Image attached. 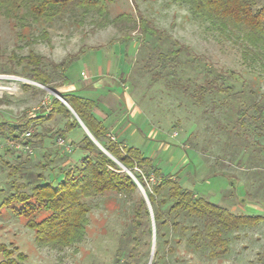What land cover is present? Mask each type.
<instances>
[{"label": "rangeland", "instance_id": "rangeland-1", "mask_svg": "<svg viewBox=\"0 0 264 264\" xmlns=\"http://www.w3.org/2000/svg\"><path fill=\"white\" fill-rule=\"evenodd\" d=\"M105 2L106 20L96 13L84 14L80 10L52 21L34 20L29 15L23 17L24 10L7 13L0 8V122L15 120L25 114L36 116L38 111L50 109L48 88L27 79L22 72V59L31 52L43 58L42 67L52 84L57 86L55 91L67 88L71 80L79 82L82 76L87 77L85 70L96 67L106 73L111 67L119 70L122 78L121 89L117 92L121 105L115 106L114 111L119 119H125L132 128L138 129L133 132L131 128L122 133L124 126L117 128L114 134L120 140L138 147L152 157L163 172L177 173L183 186L230 212L264 215V126H254L264 121V116L240 127L234 122L228 106L220 104L223 95L207 94L203 102L189 96L192 89H197L205 80L203 67H209L214 72L231 70L248 81L254 79L259 89L257 97L264 102V67L260 61L251 56L244 59L245 42L220 34L207 20L174 0ZM136 10L158 31L163 30L188 46L190 53L200 59L178 81L165 79L162 73L158 76L160 68L156 66L155 43L141 40L138 30L129 31L132 40L128 46L121 42L123 35L110 19L121 12L136 16ZM73 55L79 57L69 64L66 70L68 82L61 85L63 75L52 64ZM227 80L239 83L232 78L226 79L228 83ZM22 83L30 86L25 88ZM184 86L188 88L187 92L183 91ZM238 88L236 84L234 89ZM122 96L125 105H122ZM67 119L62 113H56L39 125L38 129L46 127L45 152L37 147L29 152L11 146V141L0 136V199L4 191H8L5 160L13 164L28 159L22 171L23 181L42 171L39 161L51 159L49 157L54 159L56 152L57 156L64 154L79 161L81 152L74 143L85 131L82 126L63 138L71 147L69 151L57 143L61 137L55 130L64 128ZM142 119L144 123L140 122ZM232 127L233 131L229 132ZM114 161L121 171L134 177L128 168ZM56 163L50 161L49 165L55 167ZM57 169L55 167L52 174L46 168L44 177L54 179ZM134 171L142 174L137 167ZM133 180L138 192L131 199L114 191L85 199L90 207L86 230L80 240L69 246L39 245L34 230L25 224V218L4 209L0 213V244L14 250L13 257L19 264H147L156 248L155 223L144 189L136 179ZM140 195L145 199L149 215L144 217V231L138 232L140 243L134 247L135 232L131 220ZM227 237L228 250L224 254L211 257L207 248L193 249L183 238L176 246V252L165 255V260L167 264H259L257 253L264 250V220L256 226L231 231ZM117 248L122 250L119 262L114 261ZM20 252L25 256L23 260L16 256ZM1 260L4 258L0 254Z\"/></svg>", "mask_w": 264, "mask_h": 264}, {"label": "trees", "instance_id": "trees-1", "mask_svg": "<svg viewBox=\"0 0 264 264\" xmlns=\"http://www.w3.org/2000/svg\"><path fill=\"white\" fill-rule=\"evenodd\" d=\"M174 1L186 5L194 15L207 20L220 34L235 37L241 40V43L245 42L243 58L251 56L254 60L258 59L264 67V0ZM0 8L5 9L7 13L24 10L23 17L29 15L34 20L52 21L58 16L77 10L84 14L96 13L104 20L107 19L105 0H0ZM112 18L110 22L121 31L123 35L121 42L125 46L132 40L129 33L132 30L139 31L141 40L146 42L152 40L155 43L153 45L156 51L155 61L156 66L160 68L158 76L162 73L165 79L178 81L181 75L193 69L194 62L200 60L190 53L188 46L172 38L165 31H158L138 10L136 16L121 12ZM78 57L69 56L61 63L52 64V67L60 70L63 75L61 85L68 82L66 70ZM42 59L32 52L24 56L22 72L27 79L54 90L57 86L52 84L49 74L43 69ZM201 71L204 72L205 80L197 89H192L190 98L203 102L207 94L223 95L220 104L228 106L229 113L235 118L234 122L240 127L246 122L259 121L264 116V102L257 97L259 89L254 79L248 81L231 70L225 74L203 67ZM227 78L237 80L239 83L230 80H227L229 81L227 83ZM236 84L239 86L238 89H234ZM22 86L26 88L30 84L22 83ZM183 91L187 92L188 88L184 86ZM59 95L109 155L83 132L78 141V148L83 151L79 161L64 165L67 157L57 156L56 152L58 158L39 161L42 171L35 172L29 180L23 181L22 172L27 158L13 164L4 161L8 166L9 179L6 183L8 191H4L0 199V213L4 209L25 218V224L34 230L35 241L39 245L65 247L73 244L75 240H80L86 230L90 211L85 201L87 197L114 191L131 199L138 192L135 181L128 173L121 171L114 160L133 173L144 189L151 207L155 223L156 248L150 264H167L165 255L176 252V246L182 243L183 238L193 249L207 248L211 257L224 254L229 244L227 233L243 227L256 226L264 220V215L236 214L224 206L211 202L183 186L177 173L163 172L152 157L145 155L138 147L111 137L108 126L93 114L92 99L73 91H60ZM49 96L50 109L47 114L43 109L33 117L25 114L15 120H3L0 122V136L6 137L10 143L20 144L29 149L39 147L44 143L46 127L42 126L41 129L38 127L56 113H62L68 118L63 129L55 130L61 138H64L70 129L80 127L66 105L52 93ZM254 126L262 127L264 121L261 120ZM228 131L232 132L233 127ZM26 132H29L28 136H25ZM9 148L7 150H10ZM48 161L58 162L55 164L58 172L55 173L54 179L52 177L47 180L43 171L48 168L53 174L55 168L49 165ZM134 167L140 169L142 174L135 172ZM148 215L145 199L140 195L131 220L135 232L134 247L140 243L138 232L141 229L144 231L146 225L144 217ZM147 231L151 233L150 226ZM120 248H117L114 254L115 262L121 259ZM13 253L14 250L0 244V254L4 258L0 264H19ZM257 255L258 263L264 264V250ZM16 256L19 260L25 257L21 252Z\"/></svg>", "mask_w": 264, "mask_h": 264}, {"label": "crops", "instance_id": "crops-1", "mask_svg": "<svg viewBox=\"0 0 264 264\" xmlns=\"http://www.w3.org/2000/svg\"><path fill=\"white\" fill-rule=\"evenodd\" d=\"M118 71L119 70L115 71L114 69L109 67L107 72L104 73L102 70H98V68L96 69V67H94L92 70H85V72H86L85 74L87 75V77L82 76V78H80L79 82H74V80H71L68 83L67 88H65L63 90L59 89L58 91L59 92L60 91L61 92L62 91H73L74 93H76L78 95H82L86 98L92 99L94 101V107H93L92 111H93V114L95 115V117L102 120L108 126L111 137H115L116 140L122 141V140H120L119 137H117L114 134L115 130L117 128L120 129L122 126H124L120 132L124 133V130L128 131L129 129H130L129 131H131L132 124L129 123L128 121H126L125 119H119L117 117L118 115L116 114V111H114V109L116 108L115 106H118L119 104L121 105V103H118V102H120L119 101L120 97L117 95V92H118L119 88L121 89V85H120L121 82L120 81L122 80V78H120L121 74ZM80 72L82 73L84 71L81 70ZM123 97L124 96H122V100H123L122 105H125V98H123ZM48 109L49 108H47V110L44 109V111H46L45 114H47ZM41 111H43V110H41ZM41 111H38L37 115L39 113H41ZM128 115H129V113H128ZM29 116L33 117V116H35V114L29 115ZM136 116L139 117L138 115H136ZM137 117L135 118V120L138 121L139 119ZM140 122L144 123L145 121L142 119ZM136 129H137V127L136 128L133 127L132 131L134 132ZM79 130H80L79 127H74L72 129H70L68 132H74V131H79ZM68 132H66V134ZM83 132H85V131H83ZM82 133H81V137H82ZM81 137H80V139H81ZM78 141L74 143L76 148H78ZM45 146H46L45 143H43L42 145H40L37 148H39V150H41V149L44 150L43 147H45ZM44 152H45V150H44ZM80 152L82 155L83 151L80 150ZM63 155H60V156H63ZM81 155H79V156L81 157ZM49 158L52 159V157H49ZM71 161L73 162L75 160L73 158L67 157V159L65 160V162L63 164L65 165L67 163H71Z\"/></svg>", "mask_w": 264, "mask_h": 264}, {"label": "water", "instance_id": "water-1", "mask_svg": "<svg viewBox=\"0 0 264 264\" xmlns=\"http://www.w3.org/2000/svg\"><path fill=\"white\" fill-rule=\"evenodd\" d=\"M48 90L50 91V93H52L53 95H55L58 99H60L64 105H66L68 107V109L74 114V116L76 117L77 121L79 122V124L84 128L86 134L91 138V140L99 147L101 148L103 151H105L99 144L98 142L91 136V134L88 132V130L86 129V127L83 125V123L81 122V120L78 118V116L74 113V111L71 109V107L69 106V104H67V102L59 95L58 91L52 90L50 88H48ZM106 152V151H105ZM107 153V152H106ZM130 173V172H129ZM130 175L132 176V174L130 173ZM133 179H135L132 176ZM152 256L150 255L149 261L147 264H150V260H151Z\"/></svg>", "mask_w": 264, "mask_h": 264}, {"label": "built area", "instance_id": "built-area-1", "mask_svg": "<svg viewBox=\"0 0 264 264\" xmlns=\"http://www.w3.org/2000/svg\"><path fill=\"white\" fill-rule=\"evenodd\" d=\"M83 74V73H82ZM29 135V132H26L25 133V136H28ZM57 143L59 144V145H61V146H63L66 150H70L69 148H71L70 147V145H68L67 143H66V141L63 139V138H59L58 139V141H57ZM11 144V146H15V147H18V148H23V149H26V150H29V151H31L28 147H26V146H23V145H20V144H13V143H10Z\"/></svg>", "mask_w": 264, "mask_h": 264}]
</instances>
